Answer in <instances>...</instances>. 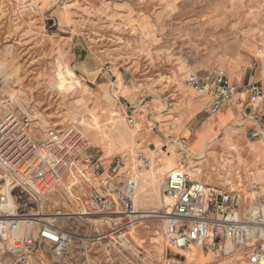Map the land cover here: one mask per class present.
Here are the masks:
<instances>
[{
    "label": "rangeland",
    "instance_id": "374dc122",
    "mask_svg": "<svg viewBox=\"0 0 264 264\" xmlns=\"http://www.w3.org/2000/svg\"><path fill=\"white\" fill-rule=\"evenodd\" d=\"M81 49L78 62L76 53ZM119 64L131 70L127 83L111 78ZM213 67L222 69L237 86L264 78V0H0V101L10 108L15 98L14 105L31 108L42 121V132L49 126L76 124L105 162L118 157L127 170L137 169L143 156L146 166L136 170V177L137 192L145 186V196L134 202L140 211L158 208L159 180L179 166L223 190L257 191L253 198L264 193L260 148L264 142H235L241 150L227 142H210L205 148L209 152L200 159L191 149L192 134L213 115L204 111L207 106L193 113L191 107L204 96L189 87L185 77ZM53 81L56 88L51 87ZM4 112L0 110V117ZM71 112L76 113L73 118ZM151 136L158 142H143ZM109 141L114 143L109 146ZM251 144L256 150L249 155ZM228 158L233 161L229 166ZM158 165L162 172L154 177ZM88 194L86 189L82 203L88 201ZM49 200L45 207L50 212L77 210L76 201L65 210L63 204L54 207ZM142 219L133 228L153 220V234L141 239L129 231V247L123 253L88 243L91 251L85 257L82 243L72 239L59 255L52 244L41 242L35 260L41 264H245L246 249L242 256L236 248L224 254L222 246L211 254L191 246L201 254L191 259L190 249L169 246L161 221ZM66 225L80 233L77 219ZM206 257H212L211 263Z\"/></svg>",
    "mask_w": 264,
    "mask_h": 264
},
{
    "label": "built area",
    "instance_id": "2783aa9c",
    "mask_svg": "<svg viewBox=\"0 0 264 264\" xmlns=\"http://www.w3.org/2000/svg\"><path fill=\"white\" fill-rule=\"evenodd\" d=\"M185 83L209 95L205 111L212 115L225 105L241 100L254 105L264 98V78L237 86L217 67L189 72ZM30 109L13 105L0 117V264H41L34 257L36 246L48 242L59 255L72 239L82 243L85 257L91 251L88 243L123 253L129 247V231L142 215L162 222L175 249L198 245L210 253L222 246V253L228 254L223 245L231 241L246 249L245 264H264V193L247 203L239 190L211 186L175 167L159 180L158 208L140 213L134 201L136 170L146 166L143 156L137 169L127 170L118 157L105 162L79 126L54 125L42 132V123ZM68 176L72 191L81 197L76 203L85 209L50 212L45 207L48 196ZM86 189L88 201L82 203ZM68 201L71 207L65 210L72 209ZM74 219L80 233L67 228L66 222Z\"/></svg>",
    "mask_w": 264,
    "mask_h": 264
},
{
    "label": "crops",
    "instance_id": "0c3cea01",
    "mask_svg": "<svg viewBox=\"0 0 264 264\" xmlns=\"http://www.w3.org/2000/svg\"><path fill=\"white\" fill-rule=\"evenodd\" d=\"M49 7L50 5H47L46 9H48ZM81 53L83 54V49H81L79 52L77 51L76 53V56H78V62H81ZM130 76L131 70L123 64L117 65L115 67V70L111 74V78H115L114 81L118 79L121 83H127L129 81ZM199 95L204 96V99L200 102V104H195L191 107L193 113L198 109H205L210 102V97L208 94ZM239 95L241 97L244 96L242 93H240ZM205 121L206 125H203L197 131L201 132V135L198 137H204V142H227L229 144H232L233 142H264V135L258 137L256 136L257 132H264V98H262L259 103L254 105H250L249 103H247L246 100H241L235 104L225 105L220 110V112L214 114L213 117H207L203 121V123ZM208 122L211 123L208 124ZM179 140L181 141V139ZM195 140L196 135L194 136V139L191 142H194ZM143 142H147L148 145H151L158 141L156 137L151 136L146 137V140H144ZM260 148L264 151V145H261ZM249 150L255 152L256 148L251 144ZM261 169H264V167H262ZM155 227L156 224L153 221H149L146 226H142L139 228V237L141 239H149L150 236L153 234ZM201 251L204 252L202 249ZM204 259L206 260V262L209 261L211 263L210 260L212 259V257H206Z\"/></svg>",
    "mask_w": 264,
    "mask_h": 264
},
{
    "label": "bare ground",
    "instance_id": "6f19581e",
    "mask_svg": "<svg viewBox=\"0 0 264 264\" xmlns=\"http://www.w3.org/2000/svg\"><path fill=\"white\" fill-rule=\"evenodd\" d=\"M58 86V83H57V81L56 82H52L51 83V87H53V88H56ZM187 99V98H186ZM10 101V100H9ZM4 102H1L0 101V110L2 111H6V109H8L7 108V104H3ZM16 103V99L15 98H12L11 99V101L9 102V105H11V106H13L14 104ZM19 105V104H18ZM20 106V105H19ZM22 108H23V106H22ZM76 115V113L75 112H71L70 113V116H71V118H73L74 116ZM40 120V119H39ZM40 122L42 123V121L40 120ZM211 122H208V124H210ZM204 125H206V123L204 124ZM87 128V127H86ZM122 134H124V133H126V130H125V128L123 127L122 128ZM97 134V133H96ZM95 134V135H96ZM195 135H196V140L190 145L192 148V150H195V151H197L198 153H199V155L198 156H196V158H204L205 157V154H206V152H209L208 151V149H205L206 148V145H208V143H210V142H204V137H198V136H200L201 135V132H197L196 131V133H194ZM194 134H192V136L194 135ZM87 135V134H86ZM100 135V134H99ZM191 136V137H192ZM191 137H190V139H191ZM114 142L113 141H109V146L110 145H112ZM212 143V142H211ZM230 146H234L233 148H235V147H238V149H240L241 148V146L240 145H237L235 142H233ZM229 146V147H230ZM204 149H205V151H204ZM237 149V148H236ZM237 149V150H238ZM241 150V149H240ZM240 150H238V154H239V156H240V158H242L243 159V157H242V155H241V152H240ZM254 152L252 151V150H249L248 151V154L250 155V154H253ZM197 155V154H196ZM226 156V155H225ZM239 158V159H240ZM227 160V162H225V163H231V162H233L232 161V159H226ZM230 163L228 164V166L230 165ZM240 164V163H239ZM240 166V165H239ZM179 167H181V166H179ZM232 167V166H231ZM245 167V166H244ZM182 168V167H181ZM234 168V167H233ZM155 170L154 171H152L153 172V176L154 177H160V175H161V172H162V167H161V165H158L156 168H154ZM246 169V168H245ZM239 172V171H238ZM241 172V171H240ZM251 174H252V172H251ZM72 181H73V179L72 178H70V176H68V179H63L59 184H58V186L55 188V190L52 192V194L51 195H49L48 196V199H50L51 200V202H50V200H49V202H50V204L52 203V206H54V207H57V206H59V205H61V204H63V206L64 207H71V204L69 203V199L71 200V202H72V204H74L75 203V201H77V202H79L78 201V199H80L79 198V196L77 195V193L76 192H73L72 191V187H70L71 186V183H72ZM137 188H138V184H137V177H136V196H135V199H136V201H137V199H139V198H144V194H145V186H141L140 187V190H138V192H137ZM257 191H252V192H250V193H247V192H244V194H248V195H245L246 196V199H247V203H248V201L249 202H252V200H253V196H254V194L256 193ZM249 199V200H248ZM135 202V201H134ZM76 206L77 207H79V209L80 210H84L85 208L83 207V206H81L80 204H77L76 203ZM140 213H148V212H151V211H140V210H138ZM153 211V210H152ZM145 217H150L149 215H142L141 216V218H145ZM154 220H157V219H155V218H153ZM143 220V219H142ZM151 221H153V220H151ZM154 222V221H153ZM157 222V221H156ZM142 223V222H141ZM143 224V223H142ZM146 224V223H145ZM158 224V223H157ZM146 226V225H145ZM140 227H142L141 225H140ZM140 227H136V228H131L130 229V232H131V235L132 236H137V235H139V228ZM22 232L21 231H18L16 234L17 235H20ZM197 247H199L200 248V246H198L197 245ZM191 248V247H190ZM189 248V249H190ZM233 248H236V250H237V253L239 254V255H241L242 256V251H244L245 250V248L243 247V246H241V247H237V246H234L233 245V243L231 242V241H227L224 245H223V249H224V251L225 252H229V254H230V251H232V249ZM201 249V248H200ZM189 253V256H190V258L192 259V258H195V257H200V252L199 251H195V252H193V250L192 249H190V251H188ZM211 253H213V252H210V253H207V254H211ZM43 255V254H42ZM42 260V259H41ZM242 262V261H241ZM43 264H47V263H45V261H43Z\"/></svg>",
    "mask_w": 264,
    "mask_h": 264
}]
</instances>
